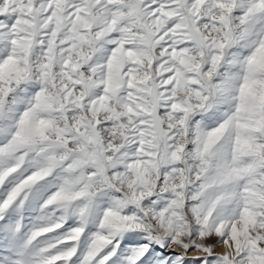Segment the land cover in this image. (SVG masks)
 Returning <instances> with one entry per match:
<instances>
[{
	"label": "snow or ice",
	"instance_id": "1",
	"mask_svg": "<svg viewBox=\"0 0 264 264\" xmlns=\"http://www.w3.org/2000/svg\"><path fill=\"white\" fill-rule=\"evenodd\" d=\"M0 264H264V0H0Z\"/></svg>",
	"mask_w": 264,
	"mask_h": 264
}]
</instances>
